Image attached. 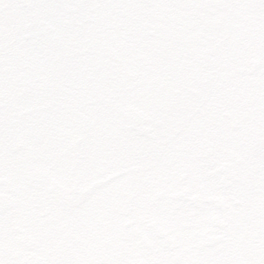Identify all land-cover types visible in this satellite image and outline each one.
Wrapping results in <instances>:
<instances>
[{
	"label": "snow or ice",
	"instance_id": "1",
	"mask_svg": "<svg viewBox=\"0 0 264 264\" xmlns=\"http://www.w3.org/2000/svg\"><path fill=\"white\" fill-rule=\"evenodd\" d=\"M0 264H264V0H0Z\"/></svg>",
	"mask_w": 264,
	"mask_h": 264
}]
</instances>
